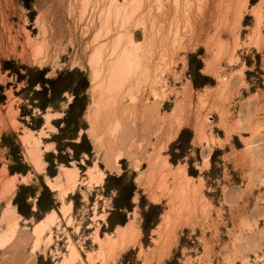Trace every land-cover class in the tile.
I'll use <instances>...</instances> for the list:
<instances>
[{
  "label": "rangeland",
  "instance_id": "374dc122",
  "mask_svg": "<svg viewBox=\"0 0 264 264\" xmlns=\"http://www.w3.org/2000/svg\"><path fill=\"white\" fill-rule=\"evenodd\" d=\"M65 263L264 264V0H0V264Z\"/></svg>",
  "mask_w": 264,
  "mask_h": 264
},
{
  "label": "bare ground",
  "instance_id": "6f19581e",
  "mask_svg": "<svg viewBox=\"0 0 264 264\" xmlns=\"http://www.w3.org/2000/svg\"><path fill=\"white\" fill-rule=\"evenodd\" d=\"M110 99H111V100H109V101L107 100V103H113V102H114V99H113L112 96L110 97ZM152 108H153V106H147V105H146V106H143V112L149 111V109H152ZM145 124H146V121H145ZM127 129H128V127H127V124H126V127L124 128L123 131H125V130H127ZM112 150H113V148L110 147L109 150H108V153L112 152ZM118 232H119V231H118ZM122 232H123V231H122ZM95 236H96V235H95ZM98 240H99V239H98ZM100 240H101V239H100ZM95 241H97V238H95ZM104 241H105V240H104ZM108 241H109V240H108ZM108 241H107V242H108ZM97 244H98V243H97ZM105 244H106V243H105ZM102 246H103V245H102ZM102 246H99V248L102 247ZM104 247H105V245H104ZM104 247H103V248H104ZM107 247H108V246H107ZM69 248H70V247H69ZM107 249H108V248H107ZM101 251H102V250H101ZM70 253H71V254H74L75 252H74V250H71ZM65 264H66V263H65Z\"/></svg>",
  "mask_w": 264,
  "mask_h": 264
}]
</instances>
